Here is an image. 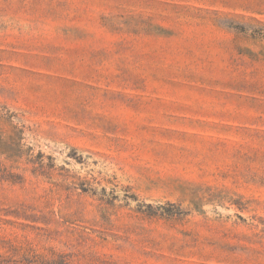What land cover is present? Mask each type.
<instances>
[{
  "label": "rangeland",
  "instance_id": "rangeland-1",
  "mask_svg": "<svg viewBox=\"0 0 264 264\" xmlns=\"http://www.w3.org/2000/svg\"><path fill=\"white\" fill-rule=\"evenodd\" d=\"M0 264H264V0H0Z\"/></svg>",
  "mask_w": 264,
  "mask_h": 264
}]
</instances>
